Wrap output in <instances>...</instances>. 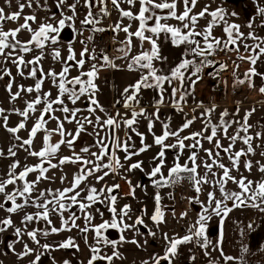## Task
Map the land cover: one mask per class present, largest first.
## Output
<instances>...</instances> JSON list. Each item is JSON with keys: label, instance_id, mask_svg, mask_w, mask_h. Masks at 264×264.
<instances>
[{"label": "snow or ice", "instance_id": "snow-or-ice-1", "mask_svg": "<svg viewBox=\"0 0 264 264\" xmlns=\"http://www.w3.org/2000/svg\"><path fill=\"white\" fill-rule=\"evenodd\" d=\"M211 2L215 3L216 0ZM224 2L225 0H221V4L214 10H210V4H205L201 11L194 13L198 0H159V2L157 0H51V3L49 0L43 2L42 0H4V5L8 8H12L15 4L13 11H6L5 6H0V81L5 77L8 78L5 91L8 93L12 107L10 109L0 107V126L11 134L13 142L6 153L0 147V159L11 161L6 177H0V197H3L0 201V210L6 213L4 217H0V233L13 230L11 235L14 239L7 241L5 247L15 254L18 260L34 256L29 264H43V258L48 257L51 258L52 264H56L55 258L51 257L53 251L74 250L73 255H75L81 249L72 236L55 245L41 244L38 238V236L48 237L52 234L71 232L73 229L78 231L88 248L90 255L87 264H113L114 260H123L119 247L124 243L134 244L137 248H143L148 244L147 238L142 245L135 235L131 240L127 239L126 232L132 231L136 235L145 236V233L141 232L143 228L146 230V236L155 238L157 231L149 227L145 217H148L157 230L165 223L167 206L162 204L160 189L175 187L187 181L196 193L195 196L189 197L188 201L199 206L200 209L195 221L188 225L183 236L176 233L170 237L168 233H163L165 242L163 255L154 254L150 260L143 261V264H162V262L176 264L181 257L182 246L187 245H194L195 248L200 249L203 255L208 257L207 264H218L213 252H219L225 264L229 262L247 264L244 254L249 253L250 250L246 240L241 241L239 256L225 255L221 245L224 239L225 220L234 210L253 209L259 214H264V177L253 181L241 172V158H243L244 170L251 173L253 162L248 157L256 154L252 142L254 139H260L264 134L256 132L253 137L249 132L253 126L248 120L256 111L255 107L246 111L241 121L235 119L240 113V101H237L234 112L230 113L228 109H224L214 122L212 117L217 105L212 103L209 107L203 100L197 101L195 93L197 85L204 79L205 69L209 70L208 77L216 82L213 90L219 87L220 83L227 85V81L221 79L220 72L227 71L229 65L215 57L219 52H224L226 55L235 52L236 60L232 62L234 87L237 84L247 83L251 89L254 87V78L259 77L262 81L259 91L264 95V72L257 70L258 62L264 64V36H260L256 31L257 27L264 28V4L257 0L256 15L249 17L246 24L249 31L245 34L241 31L240 24L230 22L231 17H238V13L229 12L223 6ZM181 3L183 10L178 11V4ZM123 4L128 7H122ZM137 4L139 8L134 12L132 9ZM109 5L119 13V19L115 24L103 27L101 26L103 20L111 15ZM53 6L55 11H52ZM26 8L30 10V14H25ZM39 12L45 15L38 21ZM21 18L23 23H19ZM124 19H128L130 23L124 25ZM200 19H208L207 25L202 30L197 29ZM257 19L260 21L259 24H256ZM169 20H175L177 24H169ZM131 21H138L135 31L130 30ZM8 22L17 23L18 26L5 30L4 26ZM33 24L36 25L35 28ZM220 26L223 27L224 37H217L213 33L214 28ZM69 30L71 35L66 41L68 54L62 57L58 45L62 34ZM22 31H27L30 39L26 41L18 39ZM85 31L89 35L79 41L82 48L77 58L73 44L77 36H83ZM106 31L113 32L114 44L115 37L120 32L126 34L125 39L119 41L120 46L117 51L121 56L116 59H127L130 56L133 37L139 40L141 51L132 55L127 63V69L139 72V78L126 86L120 93L121 98L115 101L127 111L123 115L119 111L115 115L105 113L106 118L102 119L100 115H96L97 110L105 112L96 99L99 91L96 80L102 68L118 67L103 49L97 52L95 36ZM162 40L169 42L174 48L182 49L178 62L173 66L165 67L168 64V57L162 55ZM249 40L252 43L249 44ZM145 42L150 48H144ZM89 44H93L91 49ZM241 47L246 54L240 52ZM33 51H37L38 54L26 60V55ZM46 55H50L54 62L61 64L59 72L54 67L45 72L41 61ZM237 61H247L251 65L242 79L237 74L240 67ZM86 64L89 68L85 71ZM9 65L16 68V76L32 79L35 81L34 85L26 87L17 84L16 91H13L16 76L13 75ZM72 69H76L79 74L70 77ZM46 80L51 81L53 87L57 89L55 98H52L50 90H43ZM142 90L155 92L151 102L153 108L151 112L147 107L141 106ZM32 93L36 94L35 97L26 99L22 110L15 106L18 99ZM190 97L193 100L192 113L202 110L199 111V117L193 114L189 119L185 107ZM81 100L86 103V109L76 107ZM69 104L72 105L71 108ZM166 106H171L174 113L182 114V123L175 129L171 127L173 119L171 115L164 118L161 116V108ZM38 111L39 115L35 116ZM57 111L63 113V119L55 115ZM84 111L88 115H79ZM13 114L21 119L16 126H9V117ZM33 117L35 120L28 131V138H22L19 135L20 131L27 130V122ZM198 118L203 124L202 129L189 135H181ZM52 120L56 121L57 126L49 129L47 125ZM141 120L147 122V132L153 137L151 144L145 142V134L138 130ZM65 123H75V131L66 132ZM157 123L161 126L159 135L153 131ZM233 125H236L234 134L229 135V129ZM89 126L92 132L87 131ZM122 126L123 138L118 134ZM41 132L44 134L43 146L36 151L32 147L33 141ZM54 135L60 137L55 143L52 142ZM82 135L93 136V144L82 147L79 153L73 150L71 156L59 157L58 163H53L62 145L74 149V145ZM133 136L139 137V147L133 141ZM221 138L229 141L227 146L222 144ZM169 139L174 142L167 143ZM238 141L246 148L234 150ZM204 142L212 147L205 148ZM153 146H157L159 150L151 158L153 166L150 170H145L142 160L130 163L134 157L147 152ZM92 148H97L98 151H92ZM256 148H264V145L257 144ZM20 150L26 153L25 160L28 157H35L38 158L39 163L35 165L25 163L21 167L20 161L15 159ZM169 151L173 152L170 167L166 163V154ZM120 152L124 153L123 161L118 155ZM186 152L187 156L181 163V157ZM201 152L204 153L203 157L200 156ZM221 153L224 155L222 156ZM260 155L264 157V151H261ZM224 156L229 161L227 165L223 162ZM69 163L79 165V170L73 175L69 187L37 190V185L42 180L53 179L47 175L51 169ZM256 165L259 172L264 173V163L256 161ZM165 168L167 175L164 173ZM200 168L204 170L202 175L198 171ZM137 170L147 177L157 191L153 196L152 214L148 216L147 207L144 206L140 210L141 214L133 219L131 204L126 203L122 207H117L118 199L123 198L120 193V183L109 185L105 178L111 175L113 179L119 177L124 180L129 189L124 196L135 199L137 189L146 191L148 187L142 182L134 184L128 177V173L134 174ZM233 172L236 175H233ZM32 173H38L35 180L28 179ZM92 177L95 182L89 183ZM65 179L66 177L62 175L61 183ZM229 182L237 185L239 190L228 189ZM97 185L101 186L98 188ZM202 191L206 192V202L200 199ZM168 196L172 197V193L169 192ZM28 207L35 208L36 211L26 212L21 218V226H17L12 216ZM105 211L108 213V218H105ZM171 212L175 217L174 208ZM65 213L68 215L65 216ZM52 215L59 217V227L53 225ZM97 216L100 218V223H95ZM187 216L188 211L185 210L180 214L179 219ZM213 217L219 218L216 242H213L208 235L209 222ZM80 220L83 221V227L77 223ZM33 223L37 227L29 230V225ZM254 223L250 220L247 225H242L238 229L241 237L255 231ZM110 230L117 232L118 238H110ZM89 234H91V243H89ZM25 236L37 248L34 249L24 242ZM0 243L4 242L0 241ZM17 243H23V250L20 252H16ZM107 248L112 249L111 254L105 251ZM189 252L188 264H195L198 257L192 249H189ZM63 264H71V261L66 259ZM79 264H83V261Z\"/></svg>", "mask_w": 264, "mask_h": 264}, {"label": "rangeland", "instance_id": "rangeland-1", "mask_svg": "<svg viewBox=\"0 0 264 264\" xmlns=\"http://www.w3.org/2000/svg\"><path fill=\"white\" fill-rule=\"evenodd\" d=\"M159 1V0H158ZM259 2L261 4H264V0H259ZM4 4V0H0V6H3ZM205 4H210L211 8L210 10H214L218 5L221 4V0H216L215 3H212L211 0H198V4L196 6V8L193 10L194 13H198L199 11L202 10V8L204 7ZM256 4H257V0H247V1H243L241 4L239 5H233V4H229L226 1L224 2V7L228 9L229 12L235 11L238 13V17H231L230 22L234 21L235 23H238L241 25V31H243L245 34L248 33L249 29L246 27V24L248 22L249 17L256 15ZM14 10V9H13ZM183 10V5L178 4V11H182ZM112 15V14H111ZM114 18L117 15V11L113 12ZM112 21V20H111ZM110 21V22H111ZM114 22V20L112 21ZM259 19L256 20V24H259ZM208 23V19H200L197 25V29L198 30H202ZM5 30L8 29L7 26H4ZM12 28L13 25L11 26ZM256 31L258 32V34L260 36H264V28H256ZM88 33V32H87ZM213 33L215 36L217 37H224V32H223V27H217L214 28ZM71 35L70 31H66L65 33L62 34V38L60 40V43L58 45V47H60L61 50V55L62 57H66L68 52H67V45H66V41L69 39ZM89 35V34H88ZM87 36H85L84 38H86ZM82 38V39H84ZM18 39L22 40V41H26L28 39H30V34L27 31H22L19 35H18ZM79 38H76V42L73 44V48L75 49L76 53H77V58H79V52L81 51L82 45L79 43ZM113 43V42H112ZM248 43H252L251 40L248 41ZM108 44V43H107ZM107 44L106 46H102V47H98L97 44H95L96 48H97V52L100 51V49L102 48H107ZM93 47V44H89V48ZM104 50V49H103ZM105 52H107L106 50H104ZM240 52L242 54H246L244 53L243 47H241ZM38 54L37 51H33L32 53L26 55L25 59H31L32 56ZM236 54V53H234ZM43 68L45 70V72H47L49 70V68L54 67L55 70L57 72L60 71L61 69V64L59 62H54L51 58L50 55H46L45 59L41 61ZM241 69H243L244 72H246L250 67V63L247 61H241L239 62ZM87 64L85 65L86 69ZM9 67H11L12 69V73L14 76H16V68L14 66L9 65ZM257 70L260 72H264V64H260L258 62L257 64ZM209 70L205 69L204 72V79L201 83L202 86V94L204 96V98L206 96H208V100H209V107L211 106V104L213 103L212 101V97H213V85H214V81L211 80L208 75L207 72ZM78 71L76 69H72L70 72V77H74L76 75H78ZM7 77H5V79L3 81H0V107H4L6 109H10L12 107V104H10L9 102V98H8V93L5 91V84L7 82ZM35 81L32 79H22L19 76H16V84H14L13 87V91H16V85L17 84H23L26 87L27 86H31L34 85ZM262 85V81L259 77H255L254 78V87L253 88H249L248 84L245 83V90L246 93L243 94V96H241V98L237 99L235 101V104H233L232 106H219L217 105L216 108V112L213 114V121H217L219 114L224 110V109H228V111L230 113L234 112L236 109V102L240 101V113L239 116L235 117V119L241 120L245 114L246 111L251 110L253 107L256 108V111L253 113V115L249 118L248 123L251 124L253 127L249 130L250 134L255 137L256 132H261L262 134H264V95H262L259 91L260 87ZM43 90L44 91H51L52 93V98H55V96L57 95V89L55 87H53L51 81H45V84L43 86ZM23 95V94H22ZM35 93H32L31 95H24L22 99H18L15 102V106L19 107L21 110L25 107V103L24 101L26 99H32L35 97ZM42 107V106H39ZM69 107L71 108L72 105L69 104ZM76 107H80L82 109H86L87 105L86 103L81 100L80 102L77 103ZM219 111V112H217ZM39 115V111L35 114V116ZM56 116H59L61 119H63V113L57 111L55 113ZM79 115H88V113L86 111H84L83 113L79 114ZM96 115H99V112L96 113ZM197 117H199V113L197 115ZM47 118V117H46ZM188 118L190 119V115L188 116ZM231 118V117H230ZM21 117H19L18 115H10L9 117V126H16L17 123L20 121ZM94 119V117H93ZM103 119V118H102ZM35 117L29 119V121L27 122L26 125V129L27 130H21L19 135L22 138H28V131L31 129L33 123H34ZM56 121L52 120L48 123L47 127L49 129H54L56 128ZM203 127V124L201 122V120L198 118L195 123L187 130V132L185 134L189 135L191 132H195V131H199L201 130ZM76 128L75 123L69 124V123H65V131L66 132H74ZM236 125H233L232 128L229 129V135L234 134ZM88 132H92V128L89 126L87 129ZM43 133H38L37 137L34 139L33 141V149L36 151H39L40 148L43 146ZM103 135V133H102ZM241 135H243V133H241ZM67 138V137H66ZM60 139V137L58 135H54L52 137V142L55 143L56 141H58ZM12 139H11V134L8 133L2 126H0V147H2L5 150V153L7 152L8 147L10 146V144L12 143ZM174 142L172 139H169L167 141V143H172ZM221 142L224 146H227L229 141L227 139H223L221 138ZM186 143H188L186 141ZM253 147L256 149V154L253 155H249L248 159H250L253 162V168L251 173H248L247 171L244 170L243 168V164L241 165V172H243V174L245 176L249 177L253 180H259L261 177H264V173L259 172L258 170V165H256V161H263L264 162V157H262L260 155L261 151H264V148H256L257 144H261L264 145V135L261 136L260 139H254L253 140ZM93 144V136L91 135H82L81 139L74 145V149H69L66 145H62L60 151L57 154V157L55 159H53V163H58L59 157L62 156H71L73 150L77 153L80 152L81 148L86 146V145H92ZM240 146H245L243 145L241 142H237V144L235 145L234 150H239ZM204 147L205 148H210L212 147V145L208 144L207 142H204ZM92 151H98L97 148H92ZM158 148H155L154 146L149 149L147 152L142 153L140 156L138 157H134L133 158V162H135L136 160H142L144 161V168L145 170H150V165L151 164V158L156 154V152L158 151ZM119 155V154H118ZM167 165L170 167L173 161V152L169 151L167 154ZM221 155L223 156L224 154L221 153ZM187 156V152L185 153L184 156L181 157V163L184 162L185 158ZM200 156L203 157L204 153L201 152ZM26 157V153L23 150L18 151L17 157L15 159H18L20 161L21 167H23V165L25 163L29 164V165H35L37 163H39L38 158L35 157H28L27 160H25ZM171 160V163H170ZM10 160L8 159H0V177H6V173L8 171V165L10 164ZM131 162V161H130ZM199 162V161H198ZM223 162L227 165L229 164V161L227 160V157L224 156V160ZM241 162H243V158H241ZM47 166V165H45ZM20 169H17V171H19ZM79 170V165L78 164H65L60 168H56V169H51L47 175L51 178H53L50 181H46V180H42L41 183L39 185H37V190H46L48 188H52L53 190L55 189H63L65 187H69L70 186V182L73 179V175L78 172ZM200 172V174H203V168H200L198 170ZM164 173L165 175H167V168L164 169ZM38 173H32L29 175L28 179L29 180H35L36 175ZM64 175L66 177V179L64 180L63 183H61L60 177ZM128 177L133 181V183H137V182H142L144 184H147V190L143 191L141 189H137L136 191V198L133 199L132 197H126L123 196L122 194V188L123 186L125 187V191L128 192V185L123 182L121 185V189H120V193L121 196L123 197L122 199H118V204L117 207H122L124 204H131L132 206L136 207L135 210V214L133 215H140L141 212V208L146 206L147 207V212H148V216H149V209L151 207H154V200H153V196L155 194V192L157 191V189H155L150 182L148 181L147 177L144 176L143 173H141L140 171H136L134 174L133 173H128L127 174ZM233 175H236L235 172H233ZM239 178V177H237ZM106 182L111 185L113 183H121V180L119 177H116L115 179H113V177L110 175L109 177H106ZM124 181V180H123ZM95 179L94 177L90 178L89 183H94ZM104 183V182H101ZM230 184L232 185L233 183L230 182ZM101 185H97V187L99 188ZM81 187H83V185H81ZM173 187L171 188H165V189H160V193L162 196V204L166 205L167 208L165 210H171V209H176V210H182L184 209L185 204L180 205V200L179 199H183L185 201H187L189 203L188 200L184 199L183 197L179 196L176 199L173 197H169L168 193L171 192ZM9 190H11V186H9ZM237 190V189H235ZM3 197H0V201H2ZM200 199L201 200H207V195L204 193V191L201 192L200 194ZM19 202V201H18ZM188 206L193 207L195 210V214H197L198 211H200L199 207L197 205H193V204H188ZM103 210V209H102ZM36 209L32 208V207H28L24 210H21L18 214H14L12 216L13 221L15 222V224L17 226H21L20 221L21 218L24 216V214L26 212H35ZM183 212V210H182ZM6 215V213L3 210H0V217H4ZM68 213H65V216H67ZM52 220H53V225L56 227L60 226V219L58 216L52 215L51 216ZM105 218H108V213L105 211ZM145 219H148V217H145ZM100 218L99 216H97L95 223H100ZM77 223H79L81 225V227H83V221H77ZM43 226V225H41ZM37 227V225L35 223L30 224L29 225V230H31L32 228ZM156 231H158L160 234L162 235V229L159 228V230H157L156 228L154 229ZM12 229H9L8 232L6 233H0V241L4 242V243H0V264H29V261H31L32 259H34V256H28L26 258H24L23 260H18L17 256L15 254H13L12 252L8 251L7 248L5 247V243L9 240L14 239V237L11 235L12 233ZM141 232H145V229L141 228ZM110 238L112 239H116L118 238V233L115 231L110 230L109 232ZM137 236L136 234H133L132 231H128L125 233V236L127 239L131 240L133 237ZM68 236H72L75 238L76 242L80 245V252L75 253V255H73L74 250H58V251H53L51 253V257L55 258L56 264H63L64 260H70L71 264H79L80 261H83V264H87V260L89 258V251L88 248L85 246L84 241L80 238V234L78 233V231L76 229H73L71 232H62V233H58V234H52L49 235L48 237H43V236H38V238L40 239L41 244L43 243H50V244H58L59 242L67 239ZM163 239V238H162ZM162 239H159V241H161ZM158 241V242H159ZM24 242H27L29 244L30 247H33L34 249L37 248V246L27 237H24ZM91 234H89V243H91ZM133 244L131 243H124L123 245H121L119 247V249L124 250L125 252H131ZM15 249L16 252H20L23 250V243H17L15 244ZM105 251L108 254H111L112 249L111 248H107L105 249ZM6 253V254H5ZM116 263V261L114 260L113 264ZM43 264H52V260L51 258L45 257L43 258Z\"/></svg>", "mask_w": 264, "mask_h": 264}, {"label": "crops", "instance_id": "crops-1", "mask_svg": "<svg viewBox=\"0 0 264 264\" xmlns=\"http://www.w3.org/2000/svg\"><path fill=\"white\" fill-rule=\"evenodd\" d=\"M43 2V0H42ZM157 2H159L157 0ZM49 3H51V0H49ZM3 6L6 7V11H13L15 10V4H13L12 8H8L7 5ZM111 9V14L109 17L105 18L102 22L103 27H107L109 24H115V22L119 19V13L117 12V15L114 18L113 12L116 11L115 9H112L111 5H109ZM122 7L127 8L128 5L123 4ZM139 8V4H137L132 10L136 12ZM52 11H55V7H52ZM25 14H30L29 9L24 10ZM45 15L43 12L38 13V21ZM59 14L57 13V16ZM82 18V16L80 17ZM114 20V22L112 21ZM111 21V22H110ZM23 18L20 19L19 23H23ZM79 21L77 20V25ZM130 21L128 19H124L123 24L127 25ZM169 24H177V21L175 20H169ZM132 28L131 31H135L138 27V21H131ZM17 27V23L8 22L5 24V26L9 28ZM36 25L33 24V28H35ZM70 31V30H69ZM107 35H109L111 38L108 39V46L107 48H102L106 50L108 56L112 58L115 62V64L118 66L117 68H102L99 72L98 78L96 80V83L98 85L99 91L96 94V99L98 100L99 104L105 109V112H99V115L101 118H106L105 113L115 115L117 111H119L122 115L127 111L124 109L120 104H116L115 101L120 99V93L123 91V89L128 86L129 84L134 83L139 78V72L137 71H130L127 69V63L130 61L132 55L138 54L140 49V42L138 39L133 37V46H132V53L127 59H116V57L121 56V53L117 51V48L120 46L119 41H123L125 39L126 34L123 32H120L118 36L115 37L116 43L114 44V34L111 31H106ZM89 33L87 31L84 32L83 36H77L79 40L84 38L85 36H88ZM113 42V43H112ZM92 48V47H91ZM90 48V49H91ZM100 48V47H99ZM144 48L148 49L150 48V45L145 42ZM182 49L174 48L171 46L169 42L161 41V51L162 55L168 57V64L167 66H173L176 62L179 60V53ZM89 68V65L87 64L85 71ZM142 99H141V106L147 107L148 111H153V108L151 107V102L153 100V97L155 96V92L151 90H142ZM196 100H203L205 105H209L208 96L204 98L202 94V86L201 83L197 85L196 88ZM241 98V97H240ZM193 107V100L190 97L188 100V105L185 107V112L192 113L191 109ZM202 110V109H201ZM198 110L195 114L198 115ZM219 112V111H217ZM130 115V113H129ZM171 115L173 117L171 122V127L173 129L177 128L182 123V114L174 113L171 106H166L161 108V116L162 118L167 117ZM146 121L141 120L139 123V131L144 133L146 136V143L151 144L153 142V137L151 134L147 132V126ZM188 130V129H187ZM185 130L181 135H187L185 134L187 132ZM153 131L159 135L161 134V126L159 123H157L153 129ZM121 138H123V126L121 131L118 133ZM133 141L135 142L136 146H140L139 137L133 136ZM155 148H158L157 146H154ZM240 148H246V146H240ZM121 157V161H123L124 153L120 152L118 153ZM133 162V160L131 161ZM130 162V163H131ZM171 163V160H170ZM261 163H264L261 161ZM243 162H241V165ZM153 165H150L149 168H151ZM250 180H252L249 177ZM253 181H256V179H253ZM124 181L121 180L122 184ZM207 187V186H205ZM227 188L230 190L238 191L237 185L235 184H229L227 185ZM122 195L124 196L127 191H125V187L122 188ZM206 194V192L204 191ZM219 195V193H217ZM173 198H177L175 196H172ZM180 200V205L185 204L183 211H188V216L184 219H179L180 214L182 213V210H175L176 216H172L171 210H165L166 216H165V223L161 224L159 228L162 229V235H159L160 233L157 231V235L155 238L146 236V230H145V236L137 235L135 238L140 241V243L143 245V241L145 238L148 239V244L145 245L143 248H137L136 245L133 244L131 252L128 251L125 252L122 249H119V251L122 253L124 259L123 260H115L116 263L114 264H143V261L150 260V258L154 254H160L163 255L164 252V240L163 233H168V235L171 237L174 234L178 233L180 236H183L186 232V229L188 225L191 222H194L197 214H195V210L193 207L188 206L187 201L183 200L182 198ZM207 201V200H203ZM199 207V206H198ZM136 207L132 206V209L135 210ZM149 209V216L152 214L154 207L148 208ZM132 214H135V211L132 212ZM136 215H133V219H135ZM254 221V232L246 233L245 237H241L240 232L238 229L242 225H247L249 221ZM146 223L149 225V227H152L153 230L155 229V226L152 224V222L149 219H145ZM156 231V230H154ZM218 233H219V218L213 217V219L209 222V229H208V235L213 242H216L218 239ZM134 234V233H133ZM159 239H162L159 241ZM246 240L248 247H249V253L244 254L245 260L247 264H264V214H259L253 209H246V210H240L236 209L232 213L229 214L228 218L225 220L224 224V239L222 242V248L225 255H233V256H239L240 253V245L241 241ZM159 241V242H158ZM189 249H192L198 259L195 261V264H207L208 257L204 256L202 251L198 248H195L194 245H187L182 246L181 248V257L178 259L176 264H188V256L190 255ZM211 250V249H210ZM213 256L218 260V264H225V262L220 257L219 252H213ZM163 264V262H162ZM229 264H233V262H229Z\"/></svg>", "mask_w": 264, "mask_h": 264}, {"label": "built area", "instance_id": "built-area-1", "mask_svg": "<svg viewBox=\"0 0 264 264\" xmlns=\"http://www.w3.org/2000/svg\"><path fill=\"white\" fill-rule=\"evenodd\" d=\"M111 37L107 35L106 32L97 34L95 36L94 43L97 44L99 47H104L109 42L108 39ZM237 53L234 54L229 53L225 54L224 52H219L218 55L215 57V59L225 61L229 65L227 71L220 72V77L222 80L227 81V85L225 86L224 83H220L219 87H217L215 90H213V97L212 101L214 104L219 106H232L235 104V101L239 99L241 96H243L244 93H246L245 85H235L234 87V78L232 76V71L234 68L233 60H236ZM240 62V61H237ZM245 72L242 71L241 68L237 70V74L240 76V78H243V74ZM216 82L214 81V84ZM226 93V94H225ZM190 117L193 115L192 113H189ZM173 195H179L183 197L184 199L188 200L189 197H193L196 195V193L193 191L191 184L187 181L182 182L181 184L176 185L172 188Z\"/></svg>", "mask_w": 264, "mask_h": 264}, {"label": "flooded vegetation", "instance_id": "flooded-vegetation-1", "mask_svg": "<svg viewBox=\"0 0 264 264\" xmlns=\"http://www.w3.org/2000/svg\"><path fill=\"white\" fill-rule=\"evenodd\" d=\"M227 3H231V4H233V5H239V4H241L243 1L245 2V1H247V0H225ZM237 63H239V62H237Z\"/></svg>", "mask_w": 264, "mask_h": 264}, {"label": "bare ground", "instance_id": "bare-ground-1", "mask_svg": "<svg viewBox=\"0 0 264 264\" xmlns=\"http://www.w3.org/2000/svg\"><path fill=\"white\" fill-rule=\"evenodd\" d=\"M240 62H241V61H240ZM242 71H243V69H242ZM171 193H172V190H171ZM172 196L179 197V195H173V193H172Z\"/></svg>", "mask_w": 264, "mask_h": 264}, {"label": "trees", "instance_id": "trees-1", "mask_svg": "<svg viewBox=\"0 0 264 264\" xmlns=\"http://www.w3.org/2000/svg\"><path fill=\"white\" fill-rule=\"evenodd\" d=\"M245 85V84H244Z\"/></svg>", "mask_w": 264, "mask_h": 264}]
</instances>
